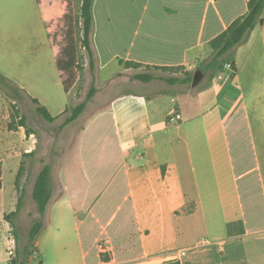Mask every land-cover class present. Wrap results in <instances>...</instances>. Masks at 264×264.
<instances>
[{
  "label": "crops",
  "instance_id": "crops-1",
  "mask_svg": "<svg viewBox=\"0 0 264 264\" xmlns=\"http://www.w3.org/2000/svg\"><path fill=\"white\" fill-rule=\"evenodd\" d=\"M37 1L48 23L43 4L61 0ZM247 1L93 0L94 64L98 72L118 65L112 74L124 71L120 59L193 72L209 41L246 13ZM261 17L235 46L234 72L225 79L199 85L202 77L196 90L176 82L168 92L99 98L107 109L97 117L109 115L114 132L96 144L98 154L83 155L79 147L75 174L64 168L34 240L47 239L48 252L36 245L29 264H264V10ZM16 82L38 99L30 83ZM175 109L180 121L171 128L165 120ZM86 128H79L80 139ZM2 131L0 109V264H10L6 237L13 227L5 216L17 196L4 203ZM102 170L113 184L94 206ZM115 194L121 214L111 226L116 212L105 211ZM17 215L18 221L40 216L22 205ZM19 224L13 233L22 257L28 230L20 240Z\"/></svg>",
  "mask_w": 264,
  "mask_h": 264
},
{
  "label": "rangeland",
  "instance_id": "rangeland-1",
  "mask_svg": "<svg viewBox=\"0 0 264 264\" xmlns=\"http://www.w3.org/2000/svg\"><path fill=\"white\" fill-rule=\"evenodd\" d=\"M43 5H45L44 10L51 14L48 23L44 22L41 16L42 4L36 0H0V75L10 80V82L0 81L4 146L3 197L4 203L8 205L15 192L17 200L21 199V205L32 213H35L37 209L31 195L32 188L36 176L44 164L50 165V192L52 193L60 185L64 168H68L70 176L77 172L79 147H81L83 155L98 154L96 144L104 135L114 132L109 115L97 117L98 113L107 109L106 102L99 99L101 96L106 94L112 97V101H115L126 95L150 94L156 89L168 92L176 86L171 85L172 83L164 78L186 76L184 67L160 69L125 64H123L124 71L116 74H112L118 70V65L115 64L98 72L96 64L93 68L89 67L86 51L83 47H79L77 55L80 68L74 70L75 78L69 84V93L65 92L55 63L57 57L55 47L60 49L66 45L65 35L69 20L65 19L64 14L68 9L73 18L72 27L76 28L75 19L78 17L80 0H61ZM212 56L213 52L208 48L192 72L201 71V78H203L198 83L199 85L211 81L213 76L214 79H217L218 69L213 70L206 67ZM137 72H149L155 76V79L145 83L133 77ZM109 74H112L109 76L110 78L101 80L102 77H107ZM223 74L230 76V73L223 72ZM66 77L64 75V78ZM17 80L30 83L39 102L48 106L47 109L52 115L56 114L61 107L63 109L67 107L68 110L54 121L47 122L36 111V104L32 98L16 87L18 86ZM198 84L192 86L189 82L178 85L196 90ZM91 86H94L96 91L90 99L86 100L87 111L77 121L62 125L64 119L70 114L71 108L86 99ZM165 97L169 98V95ZM191 98L186 97L181 100L192 103ZM177 111L175 112L177 113ZM22 118L23 125L20 122ZM171 125L172 128L174 124ZM82 126L87 128L83 139H80L82 131H78ZM172 130L176 132L175 128ZM30 134H32L31 137ZM20 158L22 160L19 169L18 160ZM91 166L92 162H90ZM17 169L19 172H16ZM112 184L109 170H102L101 194L96 198L94 206L102 202ZM118 204H121V197L118 194H115L107 202L106 216L116 212V218L113 219L111 226H115L119 221L121 211L116 210ZM5 217L7 218V216ZM17 219V214L10 218L15 225L20 223L19 226L24 227L23 229L21 227V234H19V239L22 241H25L26 230L34 220L43 221L40 216L29 217V219L22 218L20 221ZM35 243L48 252L47 239L40 236L37 237ZM100 245L103 243L101 242ZM22 248L23 244H21V250ZM43 253V251L40 252L39 257L36 258L42 260ZM35 264H37V259Z\"/></svg>",
  "mask_w": 264,
  "mask_h": 264
},
{
  "label": "trees",
  "instance_id": "trees-1",
  "mask_svg": "<svg viewBox=\"0 0 264 264\" xmlns=\"http://www.w3.org/2000/svg\"><path fill=\"white\" fill-rule=\"evenodd\" d=\"M92 3L93 0H80L78 17L75 19V27H72L73 18L70 16V10L64 14L65 19L69 20V24L66 30V45L59 49L58 55L56 57L55 63L56 67L60 73L62 84L65 92H68L69 84L74 80L75 76L73 74L74 70L80 68L78 65V48L83 47L86 51L88 64L90 68L94 67L93 52L90 46V32L92 27ZM264 10V0H248L246 13L240 17L234 19L229 26L220 34L216 35L209 41V46L213 52L211 60L206 64L209 69L217 70L224 63L229 62L233 57V51L237 44H239L242 39L255 27L256 23L262 16ZM119 63L125 64L127 66H141L140 63L134 61H123L119 60ZM155 68L167 69L165 66H155ZM184 78H164V80L170 83H189L192 81V72H186ZM64 75L67 77L64 78ZM135 79L143 82H149L155 79V76L149 72H137L133 75ZM8 81L6 77L0 75V81ZM12 83V82H11ZM16 86V85H15ZM18 87V86H16ZM96 89L91 86L87 92L86 99L79 102L77 105L73 106L70 110V114L64 119L62 125L68 124L75 120L84 110L86 106V100L90 99ZM33 102L36 104V111L42 116L47 122L54 121L58 116L52 115L46 106L42 105L37 98H32ZM68 110L66 108L61 114ZM60 114V115H61ZM22 125L24 124L23 118L20 121ZM31 153V152H29ZM20 169V167H19ZM19 172V170H18ZM18 173L16 174L17 178ZM0 176H1V166H0ZM1 187V178H0ZM32 198L36 204L37 211L40 217L46 210L49 199L51 197L50 192V165L44 164L36 176V179L32 188ZM21 206V199L18 198L16 209L9 212L6 216L9 218L10 224L14 229L16 225L10 220L11 216L18 214L19 208ZM42 228V222L39 220H34L28 229V241L23 248V256L20 253L17 255L16 264H29V257L34 255V251L37 250L34 240ZM177 264V263H176Z\"/></svg>",
  "mask_w": 264,
  "mask_h": 264
},
{
  "label": "built area",
  "instance_id": "built-area-1",
  "mask_svg": "<svg viewBox=\"0 0 264 264\" xmlns=\"http://www.w3.org/2000/svg\"><path fill=\"white\" fill-rule=\"evenodd\" d=\"M221 70V71H220ZM218 74H217V80H223L225 77H228L225 73H230V75L233 74L234 68L232 62H226L224 63L219 69H218ZM168 124H176L177 122L180 121V116L178 113L173 111L171 114L167 116L166 119ZM7 246H6V254L8 256V259L10 261V264H16L18 258H17V253H16V237L15 234L13 233V230L11 228L8 229L7 231ZM103 244H106V240L102 241ZM37 254V251H34V256Z\"/></svg>",
  "mask_w": 264,
  "mask_h": 264
},
{
  "label": "water",
  "instance_id": "water-1",
  "mask_svg": "<svg viewBox=\"0 0 264 264\" xmlns=\"http://www.w3.org/2000/svg\"><path fill=\"white\" fill-rule=\"evenodd\" d=\"M259 21H260V22H263V18L261 17V18L259 19ZM201 75H202V73H201L200 70H196V71L194 72V74H193V78H192V81H191L192 86H195V85L199 82V80L201 79Z\"/></svg>",
  "mask_w": 264,
  "mask_h": 264
}]
</instances>
